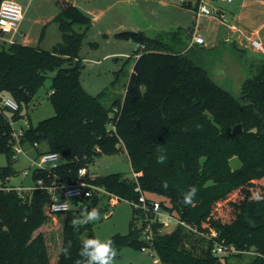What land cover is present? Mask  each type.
I'll list each match as a JSON object with an SVG mask.
<instances>
[{"label": "trees", "instance_id": "obj_1", "mask_svg": "<svg viewBox=\"0 0 264 264\" xmlns=\"http://www.w3.org/2000/svg\"><path fill=\"white\" fill-rule=\"evenodd\" d=\"M57 19L62 39L53 49L21 42L0 49V96L18 101L15 119L23 116L21 110L33 100L48 72H55L48 91L55 113L36 125L30 123L22 141L44 142L40 154L56 151L63 158L55 167L36 168L34 178H43L45 186L22 193L5 188L15 185L5 179L17 170L11 164L0 167L4 186L0 187V264H74L82 241L96 237L93 226L74 231L68 214L62 215L67 212L51 209L52 194L46 186L58 177L76 178L78 169L89 167L99 153L124 148L148 197L160 199L166 209L201 232L217 231L207 237L182 225L166 231L154 223L151 247L162 262L234 264L231 257L243 260L250 255L253 264H264V62L236 93L213 79L201 55L176 51L144 30H123L116 35L138 42L134 52L138 57L123 97L106 106L105 91L93 94L81 81L80 49L92 24L90 15L65 2ZM7 110L0 111V150L13 158ZM111 120L116 131L109 126ZM237 123L243 129L234 134ZM121 139L124 146L118 144ZM157 149L166 154V163H157ZM234 155L241 161L237 168L230 162ZM94 182L124 199L139 196L137 182L121 172L96 175ZM193 186L198 190L195 202L186 206L183 193ZM100 199L96 194L87 201L93 207ZM223 203L228 204L226 219L216 212ZM139 219L134 207L129 231L110 237L117 251L126 245L150 246L142 238ZM58 224V252L52 257L49 241L56 237L52 228ZM69 241L71 258H66L61 248ZM215 241L240 251L219 257L213 252Z\"/></svg>", "mask_w": 264, "mask_h": 264}, {"label": "rangeland", "instance_id": "obj_2", "mask_svg": "<svg viewBox=\"0 0 264 264\" xmlns=\"http://www.w3.org/2000/svg\"><path fill=\"white\" fill-rule=\"evenodd\" d=\"M26 11V18L22 23V27L33 25L32 35L35 40H38L43 30L42 25L33 23L34 18L38 14H46L56 10V6L63 0H33L31 6L26 7L23 0H19ZM84 11L88 10V14L92 17L91 27L88 29L82 46L80 55L82 57L83 66L81 69V81L83 86L93 94H99L103 91V102L109 106L115 98L123 97V93H114L117 89H124L128 83L130 76V68L133 60L136 57H129L138 48V42L133 39L117 36L116 33L123 30H144L150 35L161 38L162 40L175 43L173 47L187 46L189 40L187 34L189 28L202 32L203 35L211 33L206 31L205 25H200V21L192 19V11L188 10L189 6L181 3L179 0H72ZM236 1V0H235ZM234 1V2H235ZM215 3H223L215 0ZM91 12V13H89ZM181 37L180 42L174 37V31L180 26ZM207 28V27H206ZM223 28V27H222ZM58 21L51 20L45 27L43 38L41 39V46L51 48L58 39ZM8 36V35H7ZM34 40V41H35ZM36 42V41H35ZM34 42V44H35ZM207 42H210L209 40ZM37 43V42H36ZM209 43H207L208 45ZM9 42L0 39V49L8 47ZM211 45V42H210ZM198 47L201 50L198 52L201 57H209V62L221 57L224 53L223 49H218L216 52L203 45ZM204 47V48H203ZM226 52V50H224ZM218 55V56H217ZM228 56L230 53L227 54ZM256 70L250 73L252 76ZM54 71L48 72L44 84L38 89L33 100L21 110L22 118L15 120L13 112L7 110V116L12 123L14 129H19L22 126L28 128L30 123L36 125L40 120L49 117L55 113L54 105L49 98V90L52 83V76ZM249 76V77H250ZM123 92V91H122ZM107 96V97H106ZM30 120V122H28ZM45 147L44 142H40L38 149L35 148L31 141L24 142L25 154L19 155L18 158H10V153L0 150V167L11 164L17 170L10 178L5 179L15 185H24L31 187L36 185L34 178V170L38 167L37 164H31L30 157L40 159L39 150ZM124 148V147H123ZM63 161V159L61 160ZM230 162L232 167L240 166L241 161L237 155L231 157ZM54 163L47 162L43 167L51 168ZM90 172L92 175H105L112 172H121L125 178H134V171L130 162V158L126 149H121L117 153L107 154L99 153L95 156L93 161L89 163ZM28 172L25 174L24 172ZM2 181L0 177V182ZM100 201L93 207L98 208L101 217L98 221L91 223L95 236L100 239L110 238L113 234L127 233L130 229L131 220L133 217L134 206L127 199H118L117 202L110 201L108 195L101 194ZM160 197V196H159ZM90 202V201H89ZM86 201L84 204L89 203ZM83 203V202H82ZM77 201V198L69 200L70 210L63 213L68 214L71 221L74 216H79L83 210L84 204ZM227 203H223L217 209V215L226 219L229 217V210H227ZM89 208H92L91 206ZM59 224L52 229L56 230V237L53 241H49L50 253L52 257L58 252L60 229ZM175 225L163 227L166 231H171ZM46 232L50 233L52 230L44 228ZM49 238L52 237L49 234ZM143 238V237H142ZM117 257L114 264H161L158 261L156 251L146 246L145 249L136 247L134 245H126L117 251ZM250 255H246L243 260L237 256L230 258L234 264H253L250 262Z\"/></svg>", "mask_w": 264, "mask_h": 264}, {"label": "built area", "instance_id": "obj_3", "mask_svg": "<svg viewBox=\"0 0 264 264\" xmlns=\"http://www.w3.org/2000/svg\"><path fill=\"white\" fill-rule=\"evenodd\" d=\"M181 3L185 5L195 4L196 11L198 16L201 14L215 16L222 20H226V16L224 12L220 11L219 7L214 6L209 2V0H179ZM223 3H230L234 0H219ZM24 16V9L22 4L17 0H2L0 2V37H3L6 42L15 43L17 40L15 39V34L19 31V25ZM194 33L192 34V43H203L204 37L199 35L196 29H194ZM8 35V36H7ZM252 46L261 52H264V42L260 39L254 38L251 40ZM20 105L18 101H16L13 97L8 95L0 96V111L2 109H8L12 112H16L19 109ZM23 117V116H22ZM21 117V118H22ZM15 119V118H14ZM20 119V118H19ZM17 120V119H15ZM30 122V120H28ZM109 126L116 131V126L114 121L111 120L109 122ZM26 128L23 126L19 129H14L12 127V133L10 138V145L14 151L13 159H16L21 154H25L24 142L22 141L25 135ZM119 145H123L122 139L120 140ZM34 147H38L39 143L34 142ZM54 153H59L56 151H44L40 155V159L30 158L31 164H37V168H47L43 167V164L47 162L54 163L52 167L57 166L61 163L63 159L61 154L53 155ZM27 174L28 172H24ZM95 175H92L90 172V168L88 166H82L78 169L77 177L72 179H67L64 177H58L53 184L46 186L49 192L52 194L51 201V209L55 212L60 211H69L70 204L69 200L72 198H77V201L84 204L89 198L94 195H108L110 201L117 202L118 199H121L117 194L109 191L105 186L101 184H97L94 182ZM10 178V177H9ZM8 178V179H9ZM134 180L137 182L136 189L139 192V196L136 199H127L129 200L133 206L140 212L139 223L142 226V237L149 245L154 242L155 232H154V223H159L162 226H170L178 225L184 226L186 229L191 230L193 232H199L200 234L213 237L217 235V231L212 230L211 233H205L198 230V228L194 225L187 223L186 221L176 217L173 213H171L168 209L163 206V203L160 199L151 198L146 195L142 187L140 186L137 178V174L134 172ZM44 179L39 178L36 180V185L31 187H24L23 185H8L5 186L6 189L15 188L20 193L24 190H33L36 187H44ZM0 187L2 183L0 182ZM124 199V198H123ZM146 246L142 247L145 249ZM233 245H228L224 242L215 241V246L213 248V252L219 256L224 257L226 255L239 252ZM158 261L161 264H165L158 257Z\"/></svg>", "mask_w": 264, "mask_h": 264}, {"label": "crops", "instance_id": "obj_4", "mask_svg": "<svg viewBox=\"0 0 264 264\" xmlns=\"http://www.w3.org/2000/svg\"><path fill=\"white\" fill-rule=\"evenodd\" d=\"M23 1L26 3V7L31 6L33 4V0ZM234 1L230 3H215V0H209L211 4L216 7H219L220 11L225 13L226 20H222L218 17L204 14L198 16L195 4L187 5L189 6L188 10L192 11V19L199 20L200 25L204 24L206 31H211L210 29L213 30L207 35H203L202 32L198 33L199 35L204 37L203 43H192V28H189V32L186 36L189 40V43L187 44V46H182L183 48H174L173 46H176L175 43H170L169 41L165 40L164 41L176 51H188L191 55L193 53L195 55H200L198 52L194 51L193 48L200 51L201 49L198 47H202L200 45L203 44L205 47L210 48L214 52H216L221 47L224 52L220 54L221 57L219 56L209 62V57L205 56L204 60L206 67L208 68L211 76L217 83L237 93L243 81L250 76V73L252 71L256 70L258 65L264 62V52L256 50L252 46L251 42V40L254 38L260 39L264 42V0H236L235 2ZM65 2L75 4L72 0H63L61 4H59V7L56 6L57 8L55 11H50L44 15L38 14L34 18L33 23L36 25H42L43 27V30L41 31L38 40H35L34 37L31 36L33 25L29 26V28L27 26H25L24 28L22 27V23L26 18V11L23 8L24 16L20 22L18 33L14 35L17 42L39 46L48 50L53 49V47L62 39L57 15L61 11L62 6L65 4ZM85 12L88 14V10H85ZM55 19H57L58 21V30L60 32L58 34V38H56L58 40L53 44L51 48H45L41 46L40 41L43 38L45 27L48 22ZM178 28L180 29H177V31L175 29L174 31V37L177 38L176 40L179 41V43H181V28H183V25L180 24ZM0 39L5 41L3 37H0ZM208 40L211 42V45L210 42H207ZM207 43L209 44L207 45ZM224 50H226V52ZM228 53H230L229 56L227 55ZM129 57L137 58L138 56L137 54L133 53L132 55H129ZM136 58L133 60L132 66L130 68L131 72L134 70ZM125 90L126 86L122 90L117 89L114 93L121 92L124 95ZM104 97L105 96H103V98ZM35 148L38 149V147ZM45 148L46 144L43 149ZM9 184L12 183L10 182Z\"/></svg>", "mask_w": 264, "mask_h": 264}, {"label": "clouds", "instance_id": "obj_5", "mask_svg": "<svg viewBox=\"0 0 264 264\" xmlns=\"http://www.w3.org/2000/svg\"><path fill=\"white\" fill-rule=\"evenodd\" d=\"M159 155L157 156V163L164 164L167 161V156L162 149H157ZM53 155H59L54 153ZM164 188L168 187L167 182L163 184ZM196 187H190L187 192L183 193V203L186 206H192L195 202L197 193ZM83 210L79 216H74L70 221L74 231H79L80 227L86 224L94 223L101 217L98 208L82 206ZM71 241L66 246L61 248V254L66 258H71ZM117 249L114 240L111 238L100 239L98 237L85 238L79 250V259L74 264H114L117 257Z\"/></svg>", "mask_w": 264, "mask_h": 264}, {"label": "water", "instance_id": "obj_6", "mask_svg": "<svg viewBox=\"0 0 264 264\" xmlns=\"http://www.w3.org/2000/svg\"><path fill=\"white\" fill-rule=\"evenodd\" d=\"M242 129H243V127H242V123H237V124L233 127V133L236 134V133H238V132H241ZM90 205H91V204L88 203L87 206H90Z\"/></svg>", "mask_w": 264, "mask_h": 264}]
</instances>
